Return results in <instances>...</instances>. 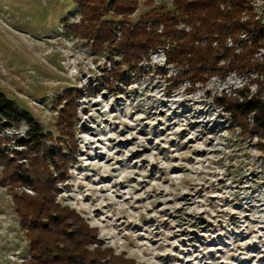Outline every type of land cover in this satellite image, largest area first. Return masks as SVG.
I'll return each mask as SVG.
<instances>
[{
	"label": "rangeland",
	"instance_id": "1",
	"mask_svg": "<svg viewBox=\"0 0 264 264\" xmlns=\"http://www.w3.org/2000/svg\"><path fill=\"white\" fill-rule=\"evenodd\" d=\"M249 1L245 16L264 19V0ZM144 2L131 23L173 0ZM104 16L119 27L120 16ZM81 20L79 0H0V91L52 132L63 106L56 100L79 91L75 161L56 200L98 229L88 248H113L140 264H264V149L213 102L256 84L231 73L168 91L176 69L163 49L119 79L111 70L120 56L67 28ZM28 129L14 112L0 123L2 146L11 153ZM21 188L0 177V264L30 257L12 201Z\"/></svg>",
	"mask_w": 264,
	"mask_h": 264
},
{
	"label": "trees",
	"instance_id": "2",
	"mask_svg": "<svg viewBox=\"0 0 264 264\" xmlns=\"http://www.w3.org/2000/svg\"><path fill=\"white\" fill-rule=\"evenodd\" d=\"M79 1L82 20L67 28L93 46L120 56L111 70L119 79L159 49L176 69L168 91L184 84L193 90L212 76L249 77L255 91L245 83L214 95L213 102L229 114L240 135L256 137L259 149H264V19L245 16L252 8L249 0H173L172 8L154 6L137 23H131L129 16L139 0ZM144 3L152 6L154 0ZM110 11L121 17L116 22L119 27L104 16ZM79 96L72 87L58 97L57 103L63 106L52 132L42 129L0 91V123H9L14 112L29 123L28 132L14 141L11 153L8 145L2 146L7 135L0 132L1 181L11 190L22 187L13 192L12 201L30 240V257L24 264H140L124 252L115 254L113 248L102 249L99 244L90 250L87 244L97 243L98 229L56 200L59 184L65 183L69 164L75 161Z\"/></svg>",
	"mask_w": 264,
	"mask_h": 264
}]
</instances>
